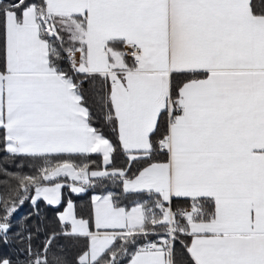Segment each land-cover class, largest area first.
I'll return each instance as SVG.
<instances>
[{
	"label": "snow or ice",
	"instance_id": "obj_1",
	"mask_svg": "<svg viewBox=\"0 0 264 264\" xmlns=\"http://www.w3.org/2000/svg\"><path fill=\"white\" fill-rule=\"evenodd\" d=\"M0 177V264H264V0H0Z\"/></svg>",
	"mask_w": 264,
	"mask_h": 264
},
{
	"label": "trees",
	"instance_id": "obj_2",
	"mask_svg": "<svg viewBox=\"0 0 264 264\" xmlns=\"http://www.w3.org/2000/svg\"><path fill=\"white\" fill-rule=\"evenodd\" d=\"M93 159L96 160L97 162L100 161V157H97V156H94ZM17 163L24 165V166L23 167H11L10 166L9 170L12 172L19 173L21 175L34 173V169L31 167L30 164H27L25 161H17ZM116 163L117 165L122 163V160L120 157H117ZM2 179L3 178L0 177V180ZM12 183L13 185H15L16 182L13 181ZM90 193L91 192L82 194V197H77L76 195L71 194V198L77 204H81L89 199ZM64 195H65V198H67L70 195L67 189L64 190ZM61 208L62 206L59 208L48 206L46 202H44L43 200H40L38 202L37 207L34 208L30 200L26 201L22 206L18 208V210L14 214L12 232L14 233L17 227L24 223H27L29 226H32L33 228L36 225H40L42 228L45 229V232L40 234L39 240L34 239V243H39V241H42L44 239L47 232L55 227V216H56L57 211H60ZM37 211L39 212V216L36 215ZM10 237H12V233H10ZM57 244L66 248L68 250L69 255H71L73 251V246H72L71 241L61 239L57 241ZM21 247H23V245L20 244L13 237L10 245L4 246L0 244V252H3L4 254H7V255H12L13 253H15L17 248H21Z\"/></svg>",
	"mask_w": 264,
	"mask_h": 264
},
{
	"label": "crops",
	"instance_id": "obj_3",
	"mask_svg": "<svg viewBox=\"0 0 264 264\" xmlns=\"http://www.w3.org/2000/svg\"><path fill=\"white\" fill-rule=\"evenodd\" d=\"M91 194H93V193H90V195H91ZM62 210H63V208H61V210H60V211H62Z\"/></svg>",
	"mask_w": 264,
	"mask_h": 264
}]
</instances>
